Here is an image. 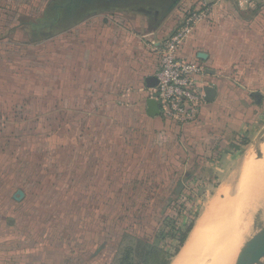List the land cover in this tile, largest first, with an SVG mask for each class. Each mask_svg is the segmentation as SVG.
<instances>
[{"label": "rangeland", "instance_id": "rangeland-1", "mask_svg": "<svg viewBox=\"0 0 264 264\" xmlns=\"http://www.w3.org/2000/svg\"><path fill=\"white\" fill-rule=\"evenodd\" d=\"M215 2L206 0L188 11L201 13ZM65 3L66 0H0V174L4 177L6 173L9 183L23 181L26 188H30L35 202L32 210L41 213L40 223L35 224L37 232L40 227L39 233L49 231L48 226L55 224L58 218L65 220L63 228L67 223L70 246L78 253L76 255L75 251L71 257L72 264H84L85 260H89V264H118L122 253L135 247L132 240L135 238L158 246L171 242L177 246V241L172 239L173 229L186 230L195 219V213L201 214L215 187L221 183V177H216L211 169L219 161L218 157L215 155L216 160L208 163H197L189 171L178 157L168 155L166 159L165 153L161 154L156 143L146 137L145 124L137 127L133 122L139 119L137 115L114 112L111 108L103 114L81 111L82 102L74 103L75 97L66 95L70 91L64 88L66 37L59 33L66 29V23L55 8ZM181 4L182 1L174 9L175 14L182 10ZM261 7L264 0L256 1L253 8ZM115 8L137 10L140 6L98 3L88 8L92 11L88 15ZM167 9L165 7L164 12ZM83 18L79 17L76 24ZM57 34L60 36L54 39ZM257 80V76H253L248 81H240L232 74L226 87L264 89V81ZM88 99L85 105L99 106L100 100ZM85 120L89 121L88 128L82 125ZM240 139L242 143L244 138ZM245 150L241 147L240 152ZM98 160L103 168L101 176L96 172ZM244 171L242 188L234 198L238 200L232 201L233 209L238 210V214H234L239 219H235L239 223L237 228L242 229L235 260L257 233L253 231L254 221L258 212L264 211L260 210L256 197L253 198L256 194L251 195L250 184L254 179L259 182V177L252 176V172L249 174L247 168ZM98 180L100 189L96 192L93 185ZM2 182L5 183L4 178ZM180 183L196 202L189 204L186 197L177 193ZM244 187L250 188L248 192ZM248 198L253 200L245 219L246 226L242 223L250 204ZM86 211L89 223L81 225V214ZM42 217L50 224H42ZM101 220L112 222L106 230L110 239L101 252L88 259L86 249H82L80 255L77 248L88 238V255L96 250L95 238L100 242L103 233L89 231L88 226L95 228L94 224Z\"/></svg>", "mask_w": 264, "mask_h": 264}, {"label": "crops", "instance_id": "crops-1", "mask_svg": "<svg viewBox=\"0 0 264 264\" xmlns=\"http://www.w3.org/2000/svg\"><path fill=\"white\" fill-rule=\"evenodd\" d=\"M181 1L182 10L175 14L174 9ZM205 1L96 0L87 4L83 0H66L65 4L55 8L66 23V29L59 33L66 37L64 88L70 91L66 95L75 97L74 103L82 102L81 111L103 114L111 108L114 112L137 115L139 119L133 122L137 127L145 124L146 137L156 143L161 154L165 153L166 159L168 155H174V159L178 157L189 171L197 163L216 160L213 157L217 155L219 161L211 169L222 180L196 221L209 202L214 199L226 201L227 196L220 194L224 188L228 193L227 202L238 200L234 198L240 191L244 169L247 168L245 163L264 161V89H251L248 84L246 89L243 86L238 89L226 87L232 74L240 81H248L253 76L264 81V7L253 8L258 0H216L212 7L204 10L206 17L196 24L185 41L182 57L204 68V74L199 77L200 87L203 90L212 87L217 92L214 101H206L202 106L198 120L181 125L161 115H148L147 101L153 99L154 89L148 88L146 79L155 77L159 61L155 50L176 23L184 19L183 13ZM98 3L113 6L134 4L140 8H115L104 13L93 11L88 15L92 12L88 8ZM184 6L188 8L184 9ZM165 7L168 9L164 12ZM82 16L85 18L76 24ZM250 65L255 68L247 69ZM256 92L262 97L259 104L252 96ZM88 98L100 100L99 106L85 105ZM88 123L85 120L82 125L88 128ZM239 136L244 138L246 145L238 141ZM241 147L246 150L240 152ZM248 154L253 156L250 158ZM256 158L259 159L257 162ZM97 166V175H103L99 160ZM253 171L256 174L252 176L257 177V170L253 168ZM259 173H262L261 169ZM7 181L6 173L4 177L0 174V264H72L73 248L67 223L63 228L65 220L58 218L55 224H50L42 217V224H50L49 231L39 233L40 227L37 232L35 224L40 223L41 213L32 210L35 202L30 188L27 189L23 181H16V185ZM252 184L251 195L256 194L253 198L260 202V210H264V197L258 192L263 186L257 181ZM256 184L260 185H257L259 188ZM93 186L97 192L100 180ZM252 200L248 198L250 204L246 212L252 206ZM81 216L80 224L89 221L87 211ZM263 217L264 211H259L253 231L259 232L264 227ZM60 229L63 231H58ZM84 248L87 253L86 245L77 248L80 255ZM89 263L85 260L84 264Z\"/></svg>", "mask_w": 264, "mask_h": 264}, {"label": "built area", "instance_id": "built-area-1", "mask_svg": "<svg viewBox=\"0 0 264 264\" xmlns=\"http://www.w3.org/2000/svg\"><path fill=\"white\" fill-rule=\"evenodd\" d=\"M205 17V11H189L179 26L155 50L159 56L155 70L158 85L154 88L152 98L158 102L162 117L181 125L197 121L206 103V95L199 82L204 68L181 55L185 41L196 24Z\"/></svg>", "mask_w": 264, "mask_h": 264}, {"label": "bare ground", "instance_id": "bare-ground-1", "mask_svg": "<svg viewBox=\"0 0 264 264\" xmlns=\"http://www.w3.org/2000/svg\"><path fill=\"white\" fill-rule=\"evenodd\" d=\"M249 155L250 154H248V156ZM251 155L253 156V154ZM250 158H247V159H250ZM257 160L259 159L256 158V162ZM251 161H247L245 163L247 166L245 165V167L247 168L250 167V169L252 168V170L253 168H255L257 170L258 175H256L257 176L256 178L259 177L258 178L259 182L257 183H260L261 186H263V190L261 189L260 191L258 190L256 191H258L259 193L261 192V196L264 197V161L263 159H261L262 162H258V163H255L254 162L255 160L253 162ZM260 169L262 171L261 174L259 173ZM252 170L249 172V169H248L249 174L252 172ZM252 173H254V171ZM254 181H257V179L256 180L254 179ZM249 182H251V180ZM257 185L258 184H256V186ZM249 187L247 189L245 187L244 188L247 191L250 189ZM253 190L254 188L252 189V191ZM243 193L241 194V196L243 195ZM220 194L223 196H227V199H228L227 190H224ZM244 195L246 194L244 193ZM227 199L226 201H220L218 199H214L207 204L204 212L202 213L200 218H198L197 223L192 233L190 234L188 241L186 242L185 246L183 247V249L177 256L174 264H233L234 263V260H235L234 257L237 254L238 250L240 249L239 241H241L242 229L237 228L239 224L237 222L239 219L235 217V215L238 214V212H236L237 209L235 208L234 210L233 208L235 206L232 207L234 203L227 202L229 201ZM242 201L243 200H241V202ZM244 204H246V201ZM225 218H228V219H225ZM235 219H237V221ZM246 222L247 221H244V223L242 224L246 225L245 224ZM245 248H246V245L242 248V250ZM241 251L239 252L234 264L237 263V260L239 258Z\"/></svg>", "mask_w": 264, "mask_h": 264}, {"label": "trees", "instance_id": "trees-1", "mask_svg": "<svg viewBox=\"0 0 264 264\" xmlns=\"http://www.w3.org/2000/svg\"><path fill=\"white\" fill-rule=\"evenodd\" d=\"M243 144L246 145L247 142L244 140ZM213 147L215 145H212ZM214 150V148L212 149ZM193 164V163H192ZM181 196L186 197L188 200V203L190 202H196L195 199L193 198V195L191 193H188L187 188L183 184H179L178 192ZM186 194L188 196H186ZM195 219L192 220V222L187 226L186 230H183L182 228H174L175 235H172V239L176 240L178 245L176 246L173 242L167 244V245H156L152 244L150 241H147L145 239L141 238H135L132 239L135 241V247L131 248L130 250H125L121 257L120 260L118 261V264H171L173 259H175L180 251L183 249L185 246L186 242L190 237V233H192V230L194 229L195 226V221L198 217V212L195 213ZM89 222H85L82 224H88ZM81 224V225H82ZM90 224H92L90 222ZM110 224L112 225V222L109 220L106 221H98L94 225L96 226L95 228H91L88 226L89 231H94L95 233H98V231H101L103 233L102 240L98 242L97 238H95L96 242L93 244L97 245L96 250L88 255L89 252V240L88 238L83 242L84 247L85 245L87 246V257L88 259H91L95 257L101 250L105 247L107 244V241L110 239V233H108L107 230V225ZM87 229V228H86ZM83 233V232H82ZM92 244V242H91ZM73 248V255L74 252L76 251L74 246ZM170 249V251L168 250ZM173 250V252H171ZM76 253V252H75Z\"/></svg>", "mask_w": 264, "mask_h": 264}, {"label": "water", "instance_id": "water-1", "mask_svg": "<svg viewBox=\"0 0 264 264\" xmlns=\"http://www.w3.org/2000/svg\"><path fill=\"white\" fill-rule=\"evenodd\" d=\"M146 83L148 88L154 89L158 85V80L154 76L148 77ZM204 92L207 102L214 101L217 94L216 89L206 87L204 88ZM252 96L259 104L262 98L260 94L256 92ZM147 106L149 116H160V108L155 99H149ZM236 264H264V227L248 241V245L246 244V248L241 251Z\"/></svg>", "mask_w": 264, "mask_h": 264}, {"label": "flooded vegetation", "instance_id": "flooded-vegetation-1", "mask_svg": "<svg viewBox=\"0 0 264 264\" xmlns=\"http://www.w3.org/2000/svg\"><path fill=\"white\" fill-rule=\"evenodd\" d=\"M83 1L86 2L87 4H92L93 1L96 2V0H83ZM97 1L99 2V1H106V0H97ZM117 1H119V0H117Z\"/></svg>", "mask_w": 264, "mask_h": 264}]
</instances>
